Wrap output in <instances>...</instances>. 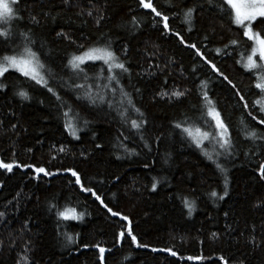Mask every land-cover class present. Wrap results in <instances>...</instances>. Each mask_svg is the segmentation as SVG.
<instances>
[{
  "label": "trees",
  "instance_id": "trees-1",
  "mask_svg": "<svg viewBox=\"0 0 264 264\" xmlns=\"http://www.w3.org/2000/svg\"><path fill=\"white\" fill-rule=\"evenodd\" d=\"M152 3L169 17V29L139 0H19L21 18L0 26L9 33L0 37V57L30 38L53 89L15 71L0 77V160L19 165L0 169V264H264V140L248 138L264 132V94L255 87L259 73L243 67L252 42L214 6L221 0ZM189 8L196 9L191 31L183 15ZM261 20L253 28L264 35ZM105 46L127 72H109L100 62L79 72L68 63ZM209 106L233 145L226 152L211 139L212 161L204 155L214 153L209 140L197 147L183 132L200 128L218 136ZM39 167L49 175L37 173ZM93 192L129 218L132 234L147 247L131 242L128 221L112 216ZM73 208L81 219L59 215ZM96 245L106 249L103 262Z\"/></svg>",
  "mask_w": 264,
  "mask_h": 264
},
{
  "label": "snow or ice",
  "instance_id": "snow-or-ice-1",
  "mask_svg": "<svg viewBox=\"0 0 264 264\" xmlns=\"http://www.w3.org/2000/svg\"><path fill=\"white\" fill-rule=\"evenodd\" d=\"M67 2L68 0H65V3ZM208 3L213 4V0H208ZM18 4L19 0H0V21H3L4 23H10L14 19H20L21 17L18 14ZM139 5L144 9L150 10V12L154 13L156 17H160L161 22L163 23V28L169 29V17L167 15H162V13L158 11L157 8L153 5L152 0H139ZM224 5H226L227 7L224 8ZM214 6L220 8L222 11H227L231 22L235 25H238L240 29H242V35L246 37L248 41L252 42L250 45V54L247 56L246 63L243 64V67L253 74L259 73L258 80L260 82L256 83L255 87L260 90L261 94H264V35H261L260 31H254L252 27L253 22H255L258 17L264 18V0H221L220 4H216ZM195 11V8H189L183 14L185 18L184 22L189 25V31H191V24L194 18L193 14ZM88 14L91 15V12H89ZM32 20L35 23H39V21H36L35 17H32ZM260 24L264 25V20H261ZM257 27H259V25ZM58 35L60 34L58 33ZM176 35L178 36L179 34ZM8 36V32L0 31V37H5V39H7ZM31 43L32 41L30 40V38H26V42L22 47L14 49L12 54L10 55L6 54L0 57V77H4L5 79H7V77H5V73H8L9 69H14L15 72H18L22 76L35 81L36 84H43V86L47 87V90L49 92H53V89L51 87H48L47 80L42 74L44 65L40 62L37 52L29 46ZM180 43H185L183 37H180ZM231 43L235 44L236 41L233 40ZM187 47L195 48L196 45L188 44ZM197 55L202 54L197 51ZM257 58L259 60V63L257 62ZM88 61H103V63L108 66L109 72H112L114 68L120 69L122 72L128 71L123 63L118 62V57L111 50L110 46L90 47L81 55L73 56L68 63L72 69L83 72L84 70L83 68H81V65L86 64ZM211 67L213 71L219 73V69L216 68L215 64H212ZM219 74L223 76L224 80L228 81V83L231 84V81L228 80L227 76H224L223 73ZM116 79V76L109 77L110 81ZM4 86L5 85L0 82V89H3ZM232 87L235 88V85H232ZM18 95L22 99H28V95L24 91L18 92ZM124 95L127 94L124 93ZM172 95L178 97L183 95V93L173 92ZM89 99L92 103L96 102L95 99H93L90 95ZM99 99L101 100V102H104V98L102 96L99 97ZM204 99L205 101H207L208 105H211L212 102L209 100L207 94L204 95ZM243 99L244 97L240 96V100ZM129 103H132L131 100H129ZM109 106L111 107V104H109ZM243 106L247 107V104ZM134 110L136 112H139V109ZM260 110L261 112H264V104L261 105ZM119 114L121 115V117H124L126 113L124 111H121ZM207 115L211 117L212 121H214V128L218 133V136L215 133L210 134L207 131H202L200 128H196L195 131H193L191 128L185 127L183 129V132L192 139V142L197 147H201L204 140L215 139L219 144V147L227 152L233 146L228 126L224 123L223 119H221L220 113L216 111L214 107L209 106L207 108ZM249 115L251 114L249 113ZM253 119H255V117H253ZM85 123H87V121H85ZM260 123L264 124V119H261ZM131 126L136 129H139L141 127V125L137 123L136 120L131 121ZM69 127L72 126L69 125ZM176 127L180 128V125L177 124ZM75 134L76 129L72 128V135L75 136ZM248 138L253 140H264V132L258 133L256 131H253L249 134ZM97 147H99V145H97ZM204 155L207 157V159L212 161L213 158L207 151H204ZM213 163H215L216 168L221 172L225 171L220 163L216 161H213ZM14 167H19V165H14L13 163H4L2 160H0V169H4L7 172H12ZM26 167H31V165H27ZM35 171L37 173H43L45 176L49 175V173L46 172L43 167L36 168ZM69 171H71V175L73 177H76L75 183L81 184L78 173L72 170ZM259 173V179L264 180V164L260 165ZM155 187L156 185L154 183L153 189H155ZM81 188L84 191L92 192V189L83 188L82 184ZM226 189L227 180H225V196L228 194ZM92 194L95 196L96 200L100 201V203L107 209V211L111 213L112 216H119L122 220L128 221L127 236L131 238L132 243L136 244L137 247H147V245H141L137 242V237L132 234L131 221L127 216H122L118 211H113L112 208L108 207V205L104 203L99 195H96V193L94 192ZM211 195L216 196L217 194L216 192H212ZM220 199H223V196H221ZM189 211H191V206H189ZM2 215L3 213H0V216ZM59 215L65 220H76L81 219L83 214H77L76 210L73 208L66 209L63 212H60ZM119 238L123 240L125 238V232L121 231L119 233ZM66 239L71 242L73 240V237L66 236ZM96 247H98L99 250V259L101 262H103L106 249L100 247L99 245H96ZM153 251H156V249H153ZM171 254L173 256L176 255L175 252H172ZM24 259L25 262H27V257H25ZM189 259L193 258L189 257Z\"/></svg>",
  "mask_w": 264,
  "mask_h": 264
},
{
  "label": "rangeland",
  "instance_id": "rangeland-1",
  "mask_svg": "<svg viewBox=\"0 0 264 264\" xmlns=\"http://www.w3.org/2000/svg\"><path fill=\"white\" fill-rule=\"evenodd\" d=\"M260 19H264V18H261V17H258L257 18V20L255 21V22H257L258 20H260ZM255 22H253V24L255 23ZM8 23H4L3 21H0V26H6ZM252 27H253V25H252ZM253 30H254V28H253ZM255 31V30H254ZM97 62H100V63H103V61H88L87 63H97ZM257 62L259 63V60H258V58H257ZM86 63V64H87ZM104 64V63H103ZM84 65V64H83ZM106 65V64H105ZM82 66V65H81ZM107 66V65H106ZM108 67V66H107ZM118 71H119V69H117ZM116 70V68H114L112 71H117ZM9 71H15L14 69H9ZM42 74L44 75V73H43V70H42ZM45 79H46V77H45ZM47 80V79H46ZM43 85V84H42ZM209 143V148L211 149V150H215V149H217V147L215 146L216 145V142L214 141V140H209L208 141ZM217 151H214V153L212 154L211 152L209 153V154H211V155H215V153H216Z\"/></svg>",
  "mask_w": 264,
  "mask_h": 264
},
{
  "label": "water",
  "instance_id": "water-1",
  "mask_svg": "<svg viewBox=\"0 0 264 264\" xmlns=\"http://www.w3.org/2000/svg\"><path fill=\"white\" fill-rule=\"evenodd\" d=\"M184 45H185V47H186V48H189V47H187V44H185V43H184ZM190 49L197 50V48H196V47H195V48H190ZM199 52L202 54V52H201V51H199ZM120 243H122V240L120 241Z\"/></svg>",
  "mask_w": 264,
  "mask_h": 264
}]
</instances>
